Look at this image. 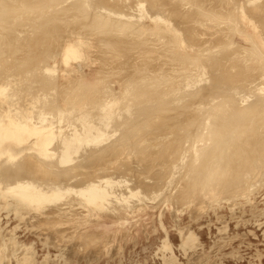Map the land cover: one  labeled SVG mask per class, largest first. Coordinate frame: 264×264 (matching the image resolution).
<instances>
[{"label": "rangeland", "instance_id": "obj_1", "mask_svg": "<svg viewBox=\"0 0 264 264\" xmlns=\"http://www.w3.org/2000/svg\"><path fill=\"white\" fill-rule=\"evenodd\" d=\"M19 1L16 2V0H0V5L2 6L0 7L2 8L3 13H1L0 8V22H2L0 23V87L3 85H8L7 93L10 95L6 97L0 94V115L2 113H5L6 111H9L11 108H16L17 116H24L25 114L28 116L30 115L33 118V122H36L38 121V116H40L38 114H41L40 112L44 107L46 108V106L48 105L52 106V103L57 102L55 106V103L53 104L55 111H57L58 104V110H60V112L63 113L64 111V113H66V111H68V113H71L73 115L72 117L70 116V114V118L67 117L68 114L64 115L63 113L62 119L57 120V122L59 121V125L63 126L66 132L69 131L71 133L74 131L76 132L78 130L77 127L79 129H83V127L85 126L89 130L92 129L91 127H94V130H96L94 122L98 120V118L103 117L102 115L104 111L106 112L111 109L110 106L114 105L113 102L116 101L115 98L120 97L122 99L121 102L126 101L127 104L125 102L124 104H122V106L119 105L117 109L113 110V115L115 114L116 116H112V118L114 119V123L111 126V128L113 129L109 127V129H111L109 130V135L107 134L109 137L105 135L104 137H102L103 139H96L89 143L84 142L85 144H79L76 141L75 144L77 145H75V147H78L80 150L78 149L76 152H72L73 159L70 162L66 163L64 166L61 167L57 159L43 158L41 155L39 156V154H33L32 152H35L34 150H27V153L25 152L26 155H35L34 161L30 163L35 162L36 164L34 163L27 165V162H29V156L26 157L24 153L22 157L18 158L19 160L17 159L15 164L10 165L12 167V170H14L15 172L12 173H14V176L18 178L21 177L22 179L26 180H33V182L34 179L36 182L43 181L45 180L44 178H46V181L50 179H53L55 181L63 177L65 179L64 182L67 181L66 183L68 187H74L77 185V187L74 188L75 190H79L80 187L91 184L90 180L92 179H99V177L101 179L108 178V175L110 174L112 178L124 180L125 186L123 185V183L120 184V187L122 189L125 188L123 191H126L128 187L132 186L131 188H133V192L139 190L141 191V195L144 196L129 198L130 200H127L125 202L122 200L113 199V203H111L112 205L110 204V202L106 203L105 205H103V203H100V205H96L86 201L82 196H80L79 193L73 194L76 191H72L67 193L66 198L64 197L65 200H63V198L62 201H58L61 203H47L42 205L40 209H24L23 214H20L22 218L19 217V215L17 216L14 210L2 208L0 211V234L6 236L8 233L14 232L17 240L20 243L27 242V244L29 245L33 244L36 251L35 257L37 261L35 263L34 260V262H29L28 264H264V146L260 145L261 142L264 143V128H262V130L260 129V122L254 124L258 125V128H255V133H258L256 134L258 137L254 139L256 140V142H258V147L255 146L252 148V146H250L246 154L247 158L246 156L245 158L243 157V159L246 160L243 161L244 163L249 161L248 167H238L239 169H248L246 172L244 170L235 171V168H232L233 170L229 169L228 173L226 174H229L232 177L227 175L226 178L228 179L225 178L223 180L221 179L222 177H218L219 179H221V182L217 180V173H214L212 176L213 181L217 180V185L215 184L214 187L215 189L207 188L203 185L205 187L204 188L200 185V183H198L199 181H197V184H195H199V189H196V187L198 186L194 187L196 190L193 188L189 189L190 187L187 184L188 182L196 179V177L198 178V176H201L200 174L197 175L198 173L194 172V167L191 166L193 163H195V159L198 158L199 154H195V152L191 150H194L196 146L199 147L201 143L206 144V142L208 145H210L208 148L209 150H212L210 147H218L217 145H214L216 143V140L210 141L208 139V136L206 135L208 131L205 130L206 126H208V123L211 125V121L213 123L218 119V117H220L215 116L214 118V116L212 117L209 115L211 112H215L216 110H214V104L217 107L220 103L219 101H222L221 99L232 101L230 104H228L229 107L225 108L227 110L229 108L234 109L235 106H233L232 104L236 105V110H233L235 112L232 111L235 114L229 112L230 110H232L230 109L227 113L228 116L227 114L226 116L228 118L233 114L231 117L235 118V120L237 118L238 121L243 122L241 124L243 127H246L247 125L249 127L250 122L253 121L251 120V117H248L247 114L251 116V112H255L252 113V118H255L257 116L258 120L260 119L259 115H261V117H263L264 115V113L261 114L262 112H264V108L260 107V109H258H262V111H259V115L256 113L258 112L257 108L255 109V111L251 112H247L246 109L245 111L247 113L243 114V116L236 115L237 112H239V109L246 108L245 106L248 107L249 104L252 107L257 104V101L258 103L263 101L264 58L258 54L264 51V48H262V51L260 49L262 44L259 42L260 44L257 45L259 47V52H256L258 50L254 51L255 53L253 54L252 58L246 62H243V64H241L240 62V64H238V62L236 61V63L238 64L237 65L236 63H234L235 61H232L235 59H233L232 56L236 55V51L238 52L241 47L243 48L248 45L250 47L252 46L250 44V40L260 41L262 38H264V28L262 31V26L264 27V23L261 26V23L264 20V15H261L264 12L262 11L264 10V0H257L253 2L254 5L249 0H122L124 2H122L121 0H104V2L106 1L105 4H103L102 0H76L77 3L75 0H32L33 3H36L38 6L41 5L38 4L39 1L40 3H43L42 6L37 7V9L35 8L37 6L36 4L35 7L33 6L34 4L31 5L33 6V11L36 10L38 12H29L30 15L28 13L27 15H24L26 14L24 10L31 11L30 9H27L28 7H30L29 0H26L28 4L22 0L23 2H21L23 4L26 3L24 5L28 7L23 5L20 6L22 8L21 9L18 8L19 6H17L19 10L21 9L20 11H17L14 7V10L17 11V14H14L16 13V11L12 14H14L13 16L15 17L10 15L7 8L3 9L5 6L7 7L10 4L12 5L13 3H16V5H18L17 3H19ZM32 1L30 2V4H32ZM68 1L71 3H69ZM80 1L82 2V4L80 3ZM246 1L249 2L248 4L250 5H247ZM73 2L75 4H72ZM139 2H143L146 8H139ZM237 2L240 3L238 4ZM22 3L19 4L21 5ZM78 3H80L81 5H77ZM236 3L238 5L235 6ZM65 5L66 8H64ZM68 5L72 7H69ZM85 5L89 6H87L88 9ZM98 5H104L105 7H107V9H110L113 12L116 11V13L118 14H115L113 16L115 17V20L109 21L110 25L117 24V21L118 24H120L119 21L122 22L123 20L125 22L127 21L126 19L130 17L131 19L128 18L130 20L129 22L131 23V20L133 19L134 21L132 20L133 22L131 24L134 25V27H136L137 25L139 27L137 26L136 28H133L131 27L132 25L130 26L129 24L132 33L129 32L130 28L128 27V29H124L128 31L124 32L123 30L124 33L122 32L120 35L116 34L117 31L115 30V26H104L103 24L99 23V18L100 21L103 20L102 17H110L111 19L113 18L112 16H109L105 11V13L98 11ZM239 5H241V7ZM252 5L260 6L261 8L259 7L260 10L258 9L254 11L253 9L251 10V7L253 8ZM23 7H26V9ZM130 7H132V9H129ZM235 7L236 9H234ZM55 8L56 13L58 14L55 13ZM77 8H83V10L85 11L82 13L83 10L77 11ZM95 8L97 9V11L95 10ZM229 8H231L232 10H230ZM66 9L68 12L66 11ZM244 9H246L249 13L255 12L252 15L249 14L251 15V18L255 17L254 20L260 19V22L255 20V22L257 23L255 26L256 28H254V26L252 25H249L248 21L243 18L242 15ZM3 10H6V14H9L11 18H9L8 15H4L5 11ZM250 10L253 12H250ZM21 11L24 14H22ZM57 11H59L60 13ZM69 11L71 14L69 13ZM74 11L77 12V16L75 15L76 12ZM141 11H144L145 15L146 12H148L149 14L160 12V14L163 16V20H155L147 15L145 17L143 16L144 13L142 14ZM256 11L262 13H259V15L258 13H256ZM19 12H21V15H18ZM51 12L55 15H53ZM66 12L67 14H65ZM62 13H64L65 16H63ZM230 13H232V16ZM98 14L102 16H99ZM215 14L218 16L220 14L222 18L220 16L217 17ZM208 15L211 17V19H208L210 18L207 17ZM227 15H229L230 18H233L229 20L230 23L228 21H224L227 20ZM2 16H4V18ZM205 16L207 17V21L205 20ZM120 17L121 19L119 20L118 18ZM95 18L98 20L99 25L96 23L97 21ZM110 18L108 20H110ZM2 19L6 21L4 22ZM219 19L223 20L225 23L223 21L218 22ZM53 20L55 23L53 22ZM135 20H138L137 24H134L136 23ZM93 21L95 22V25ZM112 22H114L115 24ZM170 22L175 24L178 30L173 31L171 29H165ZM96 29L98 31H95ZM135 29H137V34L133 32ZM138 29L140 30V32L138 31ZM99 31L103 32L101 34L104 35H101ZM195 33L197 34L196 36ZM117 36H119V38L123 40V44H118V47L120 48L118 49L120 51H115V53H113V51L111 52L110 50L111 48H113L112 44L114 43L115 45V42L118 41L116 40V38H118ZM154 37L156 39H154ZM180 38L183 39L184 45L178 43L180 42ZM218 38L220 39L218 40ZM73 40H79L80 47L79 50L76 51L75 56L67 58L66 56L68 53L66 47ZM139 40L141 41L139 42ZM174 45H176V47H173ZM226 47H228L230 50H226ZM200 48L204 49V51ZM231 50H234L235 52ZM225 51H228L226 53L229 54H224ZM56 53L58 54V56ZM186 56H189L191 58L198 56V66L191 65V67L188 66L187 68H185V62H182V64L181 61L182 59L184 60ZM200 57L204 58L203 62L202 58ZM207 57L209 58L207 59L209 61L205 60ZM210 57H215L216 60H210ZM217 59H220L221 63ZM240 59L241 58H239L238 61H240ZM226 60L232 61L235 65H237V67L239 65H241L242 67L243 65H247L244 68H246L248 76H242L240 73L244 74L245 71L242 70V67L238 68V70L241 69V72L239 71L240 75H237V83L235 82L236 84H234V86L237 87L238 90H240V88L243 90L237 92L234 89L230 90V85H228L229 83L223 81L222 76H224L227 72ZM210 61L218 63L215 64L213 62L214 64L212 65ZM44 63L47 64L45 65ZM220 64L222 65V67ZM200 65H208L206 69L207 73L204 76L200 75ZM51 67L52 69L48 70V68ZM213 68L216 69L214 70ZM224 68H226V71ZM222 69L224 70L223 72H221ZM190 73H192L191 76H189ZM197 75H200L201 77H199L200 84H196L198 85L197 88L195 87L196 85L193 86L194 88L191 86L193 92H190V87H183L188 78L190 79V77L193 76L194 79L197 77ZM48 76L50 77V79ZM241 77L246 78L242 79ZM202 78L204 80H202ZM104 79L105 81H103ZM55 81L56 83H54ZM148 81L149 83L151 82V84L148 83L149 86L146 85L145 89H143L144 85ZM259 81H261L260 84ZM48 83L51 84L52 87L57 86L55 87L57 88V90H54V87L50 88V85ZM156 84L159 86L157 87ZM47 85L49 89L46 87ZM68 85L71 87H69L70 89L68 88ZM248 86L255 88H250ZM125 87L129 88V90L131 89L129 91V93L131 92L130 94H126L128 90L126 89V92ZM147 87H149V92L148 90L146 91ZM154 87L155 89H153ZM178 87L184 89V92L182 89H178ZM61 88L63 89L61 90ZM105 88L106 91H104ZM109 88L112 89L111 92H109L110 94H112L111 96L108 93V90L110 91ZM141 88L143 89V91H141ZM248 88H250V90ZM26 89L30 90V93ZM173 89L174 93H172ZM138 90L143 94H140ZM42 91L45 93H43ZM195 91L201 92H199L200 94L198 96H192L194 95ZM104 92L106 94L108 93L109 96H106ZM146 92L147 95L145 94ZM47 93H49L51 97ZM103 93L106 97H104ZM148 93L149 95L150 93H153L154 97L153 94H151L149 97ZM176 93L180 94L181 96L177 95ZM208 93L211 94L210 99H218L217 102L213 101L212 99L210 100ZM240 93H243L245 95H239ZM187 94H191V97H188ZM12 95L14 99L11 98ZM234 95H237V97H234ZM128 96L131 97L132 104L130 103V97ZM204 96L210 101L207 100ZM218 96L222 98L220 99ZM259 96L260 98H258ZM122 97H125L124 100ZM126 97L128 99H126ZM233 97L235 98V100L236 98L238 99L237 102H235ZM102 98H107L106 106L103 103V101L105 102V100ZM182 98L185 100H183ZM249 98L253 100L255 99V101L251 100L250 102ZM181 99L183 100V103L181 102ZM36 100L38 103L36 102ZM243 100H246L245 102L250 103H244ZM153 101L155 103H153ZM171 102H173L174 104L172 103V105H170ZM197 102H199L200 105H197ZM202 104L204 105V107ZM243 104L244 106H242ZM100 105H104L106 107V110L100 107ZM158 105L162 107L160 108ZM190 105H193V108H190ZM198 106L199 108L201 106V111H193V109H199ZM178 107L179 109L180 107H183V109L181 108L179 110ZM121 108L124 109L123 112H126L121 114ZM210 108H212L213 111L210 110ZM129 109L130 111L132 110L133 114H130V111L129 113L127 112ZM184 109H187V115L180 114L181 112L186 111ZM37 110L39 111L38 113ZM190 110L196 113V115L198 113V116L200 115L194 121V123L190 125L194 128L197 127V129L190 128L188 130H182L180 128L187 126L189 123L188 121L190 120L189 118L192 116L193 112H191ZM83 111H85L84 114ZM88 111L91 112L92 115ZM158 111L163 113H159ZM240 112L239 114H242ZM95 113L99 114V116L97 117V114ZM79 114L80 116L84 117H78ZM89 115H91L90 117L92 118L88 120L91 121L92 119V122H88V120L85 119V117L89 118ZM117 115H120V119ZM245 115L247 116L244 117ZM104 116H106V114ZM51 117L52 115L49 117L50 120H54V118ZM178 117H180L181 119ZM200 117L204 120H202ZM205 117H208V119L206 120ZM77 118H79V122L77 121ZM116 119L117 121H115ZM220 119H222V117H220ZM69 120L72 121L71 125ZM83 120L85 121L86 125H83ZM255 120L256 118L254 119V121ZM64 121L67 122L64 123ZM199 121L201 123H199ZM203 121H206L208 123L206 124ZM244 121H248L245 122L246 126L244 124ZM77 122L81 124L79 125ZM56 123L54 124V127L58 126V124L56 125ZM74 123H77V126H75ZM72 124L75 127L72 126ZM69 125L73 128H71ZM198 125L200 126L198 127ZM204 125L206 126L204 127ZM202 129H204L203 133L204 131H206L203 134V139L205 142L202 141L197 143L194 148L189 147L188 144H190V142L188 141L184 142V144H181L180 142V146L178 145V138L180 136L185 137L187 134L188 137L190 135L189 138L192 140L195 136L198 137L202 133ZM114 130H117V133L115 135ZM236 133L238 134V132ZM237 134H234V136H236ZM259 135L263 138L259 137ZM69 136H71V134ZM234 136H231V138L233 139ZM35 137L36 136H32L31 140L34 141ZM225 137L221 139L224 140L226 139ZM206 138L208 140H205ZM252 138L253 137L250 136L248 140H251ZM257 138H260L259 141H257ZM103 140L105 141L103 142ZM220 141L221 140L219 139V143L217 142L216 144L222 145ZM56 142L54 144H56ZM224 143H226V141H224ZM54 144H52L50 148H54ZM81 147H84V149H82ZM187 149L190 151H188ZM222 149L221 151L223 152V155L225 153L226 156L231 151L230 147L228 148L230 150H227L225 148ZM259 149H261L262 151ZM185 152H187V155ZM205 152H207V154L211 153L208 151ZM220 152V155L217 154V157H215L214 160H216L218 156H220V158L223 156ZM180 154L183 155L181 156ZM180 156L182 157V159H180ZM44 161H46L47 163H44ZM209 161L207 160L206 162H204L206 164V167H203L207 168L213 165L209 164L208 166L207 164ZM179 162H181V164ZM24 164L27 166L26 171L30 168L28 172H24ZM39 164H42L41 166L44 167V171L46 170L47 172H49L48 175L50 176V179L48 178V176L46 177L47 173L46 175H44V171L38 172L37 169ZM235 164H237L238 166L241 164V162H236ZM235 164H233L231 167L236 166ZM242 164L240 166H242ZM195 165L197 166V164ZM32 167L34 168V170L32 169ZM63 167L66 173L59 171ZM257 167L258 169H256ZM190 168L191 170H189ZM174 169H176L177 173ZM33 171H37V173H34ZM237 171H242L244 173L240 175V173H238ZM236 172L237 174H234ZM31 174L34 175L31 176ZM94 176L96 177L94 178ZM235 178H237L236 180H238L239 182H237L236 180L233 181V179ZM199 179L201 180L202 178ZM240 179L243 180L244 183H240ZM231 181L237 182V184L240 183L239 185H237V187H242L243 184V188H246L248 186L249 189H247L246 192V189L243 191L246 194H242V188H238L236 189V191L235 189H233V187L229 190L228 186L232 184L234 185V183H232ZM227 182H231V184ZM226 183L228 184V186L226 185ZM120 187L119 190L121 189ZM237 187L235 186V188ZM210 189L215 190L216 193H211L212 190ZM216 189L219 190L216 191ZM227 191H230L231 194L226 193ZM189 192H194V194L192 195L190 193L191 195L189 196L187 195ZM209 192L211 194H208ZM232 193L235 194L232 195ZM236 193H238L239 195L236 196ZM128 195L130 196V194H126V196ZM206 195H211L214 197V199L210 198L209 200L208 196L206 197ZM192 196H195V198H193ZM3 201L4 199L0 198L1 204L4 203ZM130 202L132 203L130 204ZM57 204H59V207L57 206ZM108 204H110V206H108ZM58 208H61L60 212L59 214L57 212H54L58 214V216L54 217L53 210H56ZM50 209L53 210L51 211ZM48 216L51 217L49 218L50 220L48 219ZM17 217H19V219ZM54 218H58L59 220L57 219L56 221V219ZM60 218H62V220H60ZM48 220L51 222H49ZM166 238L169 239V243H171V245H169V247L167 246V248H163V244L168 243L166 241ZM183 239L185 240L187 248L182 247ZM21 248L18 249L17 252V255L20 256H17L18 260L24 256H33V248H30L31 250H25V253ZM27 252L29 253L27 254ZM18 260L14 256L11 258V260L9 257H6V259L4 258L1 264H18L20 261Z\"/></svg>", "mask_w": 264, "mask_h": 264}, {"label": "bare ground", "instance_id": "obj_2", "mask_svg": "<svg viewBox=\"0 0 264 264\" xmlns=\"http://www.w3.org/2000/svg\"><path fill=\"white\" fill-rule=\"evenodd\" d=\"M19 0H16V2H18ZM22 0H20L19 1V3H22L23 1H25L26 3H27V1L26 0H23L22 2H21ZM32 0H29V5H30V7H28V6H26V5H24V4H26V3H22L21 5L19 4V3H17L18 5H16V3H13L12 5L10 4L9 6H11V7H9V6H5L3 9H6L7 8V10H8V12L10 13V15H14V14H17V11H20L22 8L20 7V6H26V7H28L27 9H30L31 11H28V10H24L25 12H26V14H24L22 11V14H24V15H27V13L30 15V13L31 12H35V11H33L34 9L32 8L33 6L35 7L36 5L33 3V1H32V4H30V2H31ZM70 1V0H69ZM68 1V2H69ZM73 1V0H72ZM76 1V0H75ZM82 1V0H81ZM80 1V3L82 4V2ZM84 1V0H83ZM88 1V0H87ZM87 1H86V4H87ZM92 1V0H91ZM114 1V0H113ZM112 1V2H113ZM122 1V0H121ZM128 1V0H127ZM126 1V2H127ZM142 1V0H141ZM143 1H146V0H143ZM252 4H253V2H255V1H257V0H249ZM260 1V0H259ZM262 1V0H261ZM51 2V1H50ZM63 2V1H62ZM65 2H67V1H65ZM100 2V1H99ZM102 2H103V4H105V2H104V0H102ZM101 2V3H102ZM118 2V1H117ZM122 2H124V1H122ZM125 2V3H126ZM234 2V1H233ZM236 2V1H235ZM247 2V1H246ZM7 3V4H8ZM43 3V2H42ZM42 3H40V1H39V3L38 4H41V5H39V6H42ZM59 3V2H58ZM69 3H71V2H69ZM76 3H77V1H76ZM80 3H78L77 5H81ZM109 3V2H108ZM124 3V4H125ZM238 3V2H237ZM235 4V6L236 5H238V4ZM249 2H247V5H250V4H248ZM28 4V3H27ZM34 4V5H33ZM72 4H75L74 2L72 3ZM71 4V5H72ZM97 4V3H96ZM107 4V3H106ZM112 4V3H111ZM127 4V3H126ZM159 4V3H158ZM14 5V6H13ZM31 5H33V6H31ZM56 5V4H55ZM91 5V4H90ZM108 5V4H107ZM129 5V4H128ZM147 5V4H146ZM243 5H246V4H243ZM254 5V4H253ZM252 5V6H253ZM1 6V5H0ZM17 6H19L18 8H21L20 10L17 8ZM38 5L35 7L36 9H37V7H39ZM44 6V5H43ZM48 6V5H47ZM69 7H72V6H70V5H68ZM76 6V5H75ZM78 6V7H79ZM86 6V5H85ZM88 6V5H87ZM86 6V8L88 9V7ZM120 6V5H119ZM124 6V5H123ZM133 6V5H132ZM240 7H241V5H239ZM2 7V6H1ZM0 7V8H1ZM14 7L16 8V10H14ZM26 7H23V8H25L26 9ZM45 7V6H44ZM59 7H61V6H59ZM58 7V8H59ZM64 7V6H63ZM62 7V8H63ZM138 7L140 8H146V6H145V4L143 3V2H139L138 3ZM238 7V6H237ZM247 7V6H246ZM245 7V8H246ZM260 6H253V8L251 7V10L253 9L254 11L255 10H260V8H259ZM64 8H66V5H65V7ZM137 8V7H136ZM156 8V7H155ZM225 8H226V6H225ZM263 8H264V6H263ZM40 9H41V7H40ZM70 9V8H69ZM72 9H75V8H72ZM93 9V8H92ZM97 9H98V11H101V12H103V13H105V12H107V14L109 15V16H112V18L113 19H111L110 17V20H108L109 18L107 17V18H104V17H102L103 18V20H101L100 21V18L98 19L99 20V23L100 24H103L104 26L105 25H109V26H115V30L117 31V33L116 32H114V33H116V34H121L122 32H123V30L124 29H128V27L130 28V30H129V32H131L132 33V31H131V27H133V28H136V27H134V25H132L131 23L134 21L133 19V21L131 20V23L129 22L130 20L128 19V18H130V17H128L126 20L128 21H123L122 20V22H120L119 21V23L120 24H118V21L116 22L117 24H115L114 22H112V23H114L115 25H110L109 24V21H111V20H115L114 18L115 17H113L115 14H117L116 13V11L115 12H113V11H111L110 9H107V7H105L104 5H98L97 6ZM97 9L95 8V10L97 11ZM119 9V8H118ZM129 9H132V7H130ZM230 10H232L231 8H229ZM234 9H236V7L234 8ZM233 9V10H234ZM247 9V8H246ZM246 9H244L243 10V18L244 19H246V21H248V24L249 25H252V26H254V28H256L255 26H256V22H255V20L256 21H259V20H257V19H255L254 20V18H251V15L253 14V13H255V12H253V11H251L250 10V12H253V13H249V12H247V10ZM50 10V9H49ZM55 10V13H56V8L54 9ZM58 10V9H57ZM63 10V9H62ZM78 10H83V8L82 9H78L77 8V11ZM223 10V9H222ZM225 10V9H224ZM3 11H5V14L4 15H8L9 16V14H6V10H3ZM16 11V13H14V14H12L13 12H15ZM28 11V12H27ZM52 11H53V9H52ZM65 11V10H64ZM66 11H67V9H66ZM85 10H83L82 11V13L84 12ZM105 11V12H104ZM120 11V10H119ZM122 11V10H121ZM137 11H138V9H137ZM262 11H264V10H262ZM7 12V13H8ZM21 12H19V14L18 15H21ZM30 12V13H29ZM36 12H38V11H36ZM57 12H59V11H57ZM68 12V11H67ZM67 12L65 13V14H67ZM74 12H76V11H74ZM142 12V11H141ZM1 13H2V8H1ZM52 13V12H51ZM53 13H54V11H53ZM52 13V14H53ZM60 13V12H59ZM69 13H70V11H69ZM82 13H80V14H82ZM144 13V11L142 12V14ZM256 13H260V12H257L256 11ZM262 13V12H261ZM260 13V14H261ZM3 14V13H2ZM56 14H58V13H56ZM63 14V16H65L64 15V13H62ZM71 14V13H70ZM75 14V13H74ZM85 14V13H84ZM83 14V15H84ZM96 14V13H95ZM203 14V13H202ZM205 14V13H204ZM209 14V13H208ZM218 14V13H217ZM231 14V16H232V13H230ZM249 14H251V15H249ZM259 14V15H260ZM53 15H55V14H53ZM76 16H77V12H76V14H75ZM99 15V14H98ZM118 15V14H117ZM130 15V14H129ZM140 15V14H139ZM146 15L147 16H149L150 18H152V19H155V20H163V16L160 14V12H156V13H152V14H149L148 12H146ZM146 15H145V13H144V15L143 16H145L146 17ZM182 15H184V14H182ZM216 15V14H215ZM258 15V16H259ZM261 15H264V12L261 14ZM49 16V15H48ZM51 16V15H50ZM70 16V15H69ZM74 16V15H73ZM99 16H102V15H99ZM120 16V15H119ZM123 16V15H122ZM134 16V15H133ZM142 16V15H141ZM191 16V15H190ZM204 16V15H203ZM217 17H221L222 18V16L219 14V16L218 15H216ZM3 18H4V16H2ZM13 17H15V16H13ZM12 17V18H13ZM24 17V16H23ZM95 17V16H94ZM97 17V16H96ZM106 17V16H105ZM207 17H210L209 15L207 16ZM206 16H205V20H206V18H207ZM8 18V17H7ZM9 18H11L10 16H9ZM126 18V17H125ZM232 18V17H231ZM231 18L229 17V15H227V17H226V19L227 20H224V21H228L229 22V20H231ZM257 18V17H256ZM262 18V17H261ZM264 18V17H263ZM49 19H51V18H49ZM96 19V18H95ZM105 19V20H104ZM119 20L121 19V17L120 18H118ZM123 19V18H122ZM131 19V18H130ZM137 19V18H136ZM165 19V18H164ZM208 19H211V17L210 18H208ZM214 19V18H213ZM212 19V20H213ZM233 19V18H232ZM3 21H4V19H2ZM94 20V19H93ZM98 20L96 19V23L98 24ZM116 20H117V16H116ZM173 20H175V19H173ZM179 20V19H178ZM262 20V19H261ZM6 21V20H5ZM4 21V22H5ZM50 21V20H49ZM65 21V20H64ZM93 21V22H94ZM138 21V20H137ZM137 21L135 20V22L136 23H134V24H137ZM140 21H142V20H140ZM168 21V20H167ZM207 21V20H206ZM219 21H223V20H218V22ZM223 21V22H224ZM264 21V20H263ZM262 21V23H261V26H262V24L264 23ZM53 22H54V20H53ZM95 22H94V25H95ZM209 22V21H208ZM207 22V23H208ZM211 22V21H210ZM260 22V21H259ZM0 23H2V22H0ZM55 23V22H54ZM111 23V24H112ZM139 23H141V22H139ZM143 23V22H142ZM225 23V22H224ZM230 23V22H229ZM234 23H236V22H234ZM247 23V22H246ZM49 24H51V23H49ZM129 24H130V26H129ZM209 24V23H208ZM54 25V24H53ZM52 25V26H53ZM99 25V24H98ZM141 25V24H140ZM233 25V24H232ZM232 25H231V27H232ZM264 25V24H263ZM55 26V25H54ZM117 26V27H116ZM235 26V25H234ZM233 26V27H234ZM2 27H4V26H2ZM98 27V26H97ZM139 27V26H138ZM163 27V26H162ZM229 27H230V25H229ZM54 28V27H53ZM104 28V27H103ZM112 28V27H111ZM263 26H262V31H263ZM0 29H1V27H0ZM99 29V28H98ZM113 29V30H114ZM165 29H167V30H169V29H171V30H173V31H176V30H178V28L175 26V24H173V23H168V26L165 28ZM233 29V28H232ZM235 29V28H234ZM136 30L137 29H135L133 32H135L136 33ZM180 30V29H179ZM80 31V30H79ZM95 31H98L97 29L95 30ZM102 31V30H101ZM107 31V30H106ZM125 31H128V30H124V32ZM138 31L140 32V30L138 29ZM100 32V31H99ZM123 32V33H124ZM181 32V31H180ZM185 32V31H184ZM264 32V31H263ZM101 33H103V32H100V34ZM105 33V32H104ZM109 33H112V32H109ZM113 33V34H114ZM134 33V34H135ZM138 33V32H137ZM136 33V34H137ZM167 34V33H166ZM101 35H104V34H101ZM115 35V34H114ZM126 35V34H125ZM197 34L195 33V36H196ZM234 35V34H233ZM248 35H250V34H248ZM166 36V35H165ZM169 36V35H168ZM220 36V35H219ZM118 38H116V40H118V41H116L115 42V45H114V43L112 44V47L113 48H111V52L113 51V53H115V51H117V52H119L120 50V48L118 47V44H121L122 43V41L123 40H121L120 38H119V36H117ZM151 37V36H150ZM156 37V36H155ZM154 37V39H156ZM152 38V37H151ZM206 38H208V37H206ZM146 39V38H145ZM220 38H218V40H219ZM228 39V38H227ZM138 40V39H137ZM226 40V39H225ZM132 41V40H131ZM135 41V40H134ZM133 41V42H134ZM141 40H139V42H140ZM180 42H178L179 44H181V45H184L183 44V39H181L180 38V40H179ZM127 42V41H126ZM142 42H143V40H142ZM186 42V41H185ZM262 44V46H261V51H262V48H264V38H262L260 41H256V40H250V44L252 45L251 47L248 45V46H245V47H241L239 50H238V52L236 51V55H234V56H232L233 57V59L234 60H232L234 63H236V61L238 62V64H243V62H246V61H248L249 59H251L252 58V56H253V54L255 53L254 51H256V50H258V51H256V52H259V47L257 46V45H259L260 43ZM137 43V42H136ZM176 43V42H175ZM202 43V42H201ZM216 43V42H215ZM214 43V44H215ZM221 43H222V41H221ZM228 43H230V42H228ZM62 44V43H61ZM79 44H80V41L79 40H73V41H71L68 45H67V47H66V49H67V58H70L71 56H75V54H76V51H78L79 50ZM123 44V43H122ZM128 44V43H127ZM133 44V43H132ZM196 44H198V43H196ZM141 45V44H140ZM180 45V46H181ZM230 45V44H229ZM235 45V44H234ZM239 45H241V44H239ZM117 46V47H116ZM120 46V45H119ZM123 46V45H122ZM172 46V45H171ZM198 46V45H197ZM237 46V45H236ZM241 46H243V45H241ZM173 47H176V45H174ZM229 47V46H228ZM228 47H226L225 49L227 50V49H229ZM232 47V46H231ZM119 48V49H118ZM182 48V47H181ZM234 48H235V46H234ZM201 49V48H200ZM233 49V48H232ZM201 50H203L204 51V49H201ZM230 50V49H229ZM61 51V50H60ZM200 51V50H199ZM231 51H233V52H235L234 50H231ZM231 51H230V53H231ZM260 51V52H261ZM109 52V51H108ZM122 52V51H121ZM219 52H220V50H219ZM226 52H228V51H225V53L224 54H227ZM58 53H59V51H58ZM123 53V52H122ZM222 53H223V51H222ZM221 53V54H222ZM57 54V53H56ZM186 54V53H185ZM229 54V53H228ZM227 54V55H228ZM259 55H261L263 58H264V51L262 52V53H258ZM118 55H120V54H118ZM124 55V54H123ZM196 55H197V53H196ZM196 55H194V56H196ZM214 55V54H213ZM57 56H58V54H57ZM193 56V55H192ZM203 56V55H202ZM212 56V55H211ZM218 56V55H217ZM236 56V57H235ZM51 57V56H50ZM53 57V56H52ZM142 57V56H141ZM148 57V56H147ZM181 57V56H180ZM198 57V56H197ZM197 57H193V58H191V57H189V56H186L185 58H184V60L182 59V61H181V63L182 62H185L184 64V66H186L185 68H187L188 66H190L191 67V65H196V66H198V58ZM238 57V58H237ZM200 58H202V57H200ZM230 58H231V56H230ZM239 58H243L242 59V61H241V59H240V61H238V59ZM186 59V60H185ZM188 59V60H187ZM203 59L204 58H202V62H203ZM207 59H209L208 57L205 59L206 61H209V60H207ZM216 60V58L214 57H210V60ZM228 59V58H227ZM46 60H47V58H46ZM204 60V61H205ZM218 60V59H217ZM205 61V62H206ZM219 62L221 61L220 59L218 60ZM223 61V60H222ZM227 61V60H226ZM232 61H227L226 62V68H227V72L225 73V75L224 76H222L223 77V81H225L226 83H229L228 85H230L229 86V88H230V90L231 89H234L236 92L237 91H240V90H243V89H241L240 87H238V88H240V90H238L237 89V87H235L234 86V84H236L237 82H236V80H238L237 79V75H242V76H246L247 75V72H246V68H244L245 66H247V65H243V67L241 66V65H239L238 67H237V65H235ZM164 62V61H163ZM188 62H189V64H188ZM211 62V61H210ZM214 61H212L211 63H212V65L215 63H213ZM230 62V63H229ZM240 62V63H239ZM207 63V62H206ZM218 63V62H217ZM217 63H215V64H217ZM221 63V62H220ZM224 63H225V61H224ZM45 64V63H44ZM47 64V63H46ZM45 64V65H46ZM183 64V63H182ZM181 64V65H182ZM223 64V63H222ZM221 65V64H220ZM30 66V65H29ZM183 66V67H184ZM215 66H217V65H215ZM214 66V67H215ZM181 67V66H180ZM200 67V71H201V73H200V75H202V76H204L206 73H207V71H206V69H207V67H208V65H200L199 66ZM198 67V68H199ZM211 67V66H210ZM219 67V66H218ZM218 67H216V68H218ZM221 67H222V65H221ZM242 67V70H244L245 71V75L244 74H242V73H240L239 74V71L241 70H238V68H241ZM78 68V67H77ZM171 68V67H170ZM182 68V67H181ZM215 68V69H216ZM226 68H224L225 69V71H226ZM32 69V68H31ZM49 69H52V67L51 68H48V70ZM178 69H179V67H178ZM214 69V68H213ZM214 69V70H215ZM27 70V69H26ZM183 70V69H182ZM185 70V69H184ZM199 70V69H198ZM29 71H31V70H29ZM101 71V70H100ZM164 71V70H163ZM224 70L222 69V71L221 72H223ZM244 71H242V72H244ZM263 71V70H262ZM48 72V71H47ZM166 72H167V70H166ZM241 72V71H240ZM249 72V71H248ZM218 73V72H217ZM46 74V73H45ZM253 74V73H252ZM192 75V73H190L189 74V76H191ZM200 75H197V77L196 78H194L193 79V76L192 77H190V79L188 78V80H187V82L185 83V85L183 86L184 88H189V89H191V91L190 92H193L192 91V88H191V86L193 87V86H195L196 84H198L199 82H200ZM221 75H222V73H221ZM260 75V74H259ZM53 76V75H52ZM158 76V75H157ZM248 76V75H247ZM49 77V76H48ZM105 77V76H104ZM178 77V76H177ZM200 77V78H199ZM209 77V76H208ZM211 77V76H210ZM218 77H219V75H218ZM240 77V76H239ZM103 78V77H102ZM216 78V77H215ZM242 79L244 78H246V77H241ZM49 79H50V77H49ZM146 79V78H145ZM148 79V78H147ZM180 79V78H179ZM199 79V80H198ZM48 80V79H47ZM184 80V79H183ZM182 80V81H183ZM198 80V81H197ZM202 80H204L203 78H202ZM51 81V80H50ZM103 81H105V79L103 80ZM164 81V80H163ZM179 81V80H178ZM209 81V80H208ZM207 81V82H208ZM253 81V80H252ZM255 81H257V80H255ZM146 82V81H145ZM155 82V81H154ZM153 82V83H154ZM236 82V83H235ZM251 82V81H250ZM260 82L261 81H259V84H260ZM2 83V82H1ZM54 83H56V81L54 82ZM72 83V82H71ZM142 83V82H141ZM149 81L145 84V83H143V84H145L144 85V88L143 89H145V87H146V85L147 86H149V84H151V82L149 83ZM152 83V84H153ZM157 83V82H156ZM183 83V82H182ZM204 83V82H203ZM210 83V82H209ZM256 83V82H255ZM264 83V82H263ZM5 84V83H4ZM49 84V83H48ZM108 84V83H107ZM200 84V83H199ZM243 84V83H242ZM247 84H249V83H247ZM50 86V88L52 87L51 86V84H49ZM109 85V84H108ZM111 85V84H110ZM157 85V84H156ZM167 85V84H166ZM206 85V84H205ZM221 85V84H220ZM224 85V84H223ZM45 86V85H44ZM140 86V85H139ZM154 86V85H153ZM159 85H157V87H158ZM165 86V85H164ZM181 86V85H180ZM179 86V87H180ZM197 86L198 85H196L195 87L197 88ZM239 86V85H238ZM243 86V85H242ZM42 87V86H41ZM47 88H48V85L46 86ZM54 87V86H53ZM52 87V88H53ZM55 87H57V86H55ZM53 88L54 90L56 89L57 90V88ZM70 86L68 85V88H69ZM106 87V86H105ZM110 87V86H109ZM127 87V86H126ZM125 87V91H126V89L128 90V92L126 93V94H128L129 93V91L131 90H129V88H126ZM152 87V86H151ZM150 87V88H151ZM178 87V89H182V88H179ZM203 87V86H202ZM217 87V86H216ZM224 87V86H223ZM228 87V86H227ZM248 87H250V86H248ZM43 88V87H42ZM71 88V87H70ZM69 88V89H70ZM107 88V87H106ZM106 88H105V90L104 91H106ZM113 88V87H112ZM131 88V87H130ZM148 88L149 87H147L146 88V91L148 90ZM174 88V87H173ZM175 88H177V87H175ZM194 88V87H193ZM211 88H213V87H211ZM247 88V87H246ZM245 88V89H246ZM250 88H255V87H250ZM250 88H248L249 90H250ZM30 89V88H29ZM41 89V88H40ZM49 89V88H48ZM63 88H61V90H62ZM108 89V88H107ZM110 89V91L108 90V93L109 92H111V88H109ZM140 89V88H139ZM143 89L141 88V91H143ZM153 89H155V87L153 88ZM172 89V88H171ZM207 89V88H206ZM257 89V88H256ZM28 92L31 90H28V89H26ZM183 90V92H184V89H182ZM182 90H180V91H182ZM216 90H218V89H216ZM247 90V89H246ZM254 90V89H253ZM7 91H8V85H3V86H1L0 87V94L1 95H3V96H6V97H8V96H10L8 93H7ZM44 91V90H43ZM42 91V92H43ZM46 91V90H45ZM139 91V90H138ZM137 91V92H138ZM141 91H139V93L141 94L142 92ZM145 91V90H144ZM150 90H148V92H149ZM159 91V90H158ZM179 91V90H178ZM186 91V90H185ZM197 91V90H196ZM195 91V92H196ZM202 91V90H201ZM201 91H198V92H194V95H192V96H198L200 93L199 92H201ZM207 91V90H206ZM212 91H214V90H212ZM221 91V90H220ZM257 91V90H256ZM10 92V91H9ZM54 92H56V91H54ZM53 92V93H54ZM67 92V91H66ZM69 92V91H68ZM115 92V91H114ZM151 92H152V90H151ZM187 92H188V90H187ZM209 92V91H208ZM216 92V91H215ZM218 92V91H217ZM235 92V93H236ZM243 92V91H242ZM251 92V91H250ZM255 92V91H254ZM11 93H12V91H11ZM30 93V92H29ZM28 93V94H29ZM32 93V92H31ZM43 93H45V92H43ZM105 93V92H104ZM104 93H103V95H104ZM106 94V96H109V94ZM131 93V92H130ZM129 93V94H130ZM156 93V92H155ZM169 93V92H168ZM172 93H174V89H173V92ZM179 93V92H178ZM212 93V92H211ZM220 93H222V92H220ZM246 93V92H245ZM249 93V92H248ZM263 93H264V91H263ZM14 94V93H13ZM27 94V93H26ZM33 94V93H32ZM48 95H49V93H47ZM46 94V95H47ZM114 94V93H113ZM132 94H133V92H132ZM143 94V93H142ZM146 95H147V92L145 93ZM151 94H153V93H150V95ZM177 94V93H176ZM184 94V93H183ZM182 94V95H183ZM186 94V93H185ZM193 94V93H192ZM45 95V94H44ZM53 95V94H52ZM112 94H110V96H111ZM150 95H149V93H148V96L150 97ZM177 95H180V94H177ZM188 95V97H191V94L189 95V94H187ZM211 94H209L208 93V96H209V99H210V96ZM214 95V94H213ZM239 95H245V94H243V93H240ZM34 96V95H33ZM50 96V95H49ZM57 96V95H56ZM67 96V95H66ZM105 95H104V97H106ZM132 96V95H131ZM136 96V95H135ZM143 96V95H142ZM145 96V95H144ZM172 96H173V94H172ZM181 96V95H180ZM201 96V95H200ZM199 96V97H200ZM247 96V95H246ZM246 96H242V97H246ZM252 96H253V94H252ZM40 97V96H39ZM42 97V96H41ZM51 97V96H50ZM117 97V96H116ZM128 97H130V96H128ZM153 97H154V94H153ZM160 97H161V95H160ZM163 97V96H162ZM176 97H178V96H176ZM183 97V96H182ZM187 97V96H186ZM205 97V96H204ZM206 97H207V95H206ZM205 97V98H206ZM219 97V96H218ZM225 97V96H224ZM234 97H237V95L235 96L234 95ZM233 97V98H234ZM12 99H14V97H13V95H12V97H11ZM55 98V97H54ZM99 98V97H98ZM107 98H110V97H107ZM107 98L105 99V98H102V99H104L105 100V102L103 101V103L105 104V106L107 105L106 104V100H107ZM123 98V100H124V98L125 97H122ZM165 98V97H164ZM213 98H214V96H213ZM220 99L222 98V97H219ZM241 98V97H240ZM258 98H260V96L258 97ZM262 98V97H261ZM10 99V98H9ZM42 99V98H41ZM111 99H114V98H111ZM119 99V100H118ZM126 99H128L127 97H126ZM125 99V100H126ZM133 99V98H132ZM153 99V98H152ZM157 99V98H156ZM174 99V98H173ZM178 99V98H177ZM183 99V98H182ZM181 99V102L183 101V100H185V99H183L182 100ZM192 99V98H191ZM198 99V98H197ZM207 100H209L208 98H206ZM212 99V98H211ZM210 99V100H211ZM219 99V100H220ZM228 99V98H227ZM230 99V98H229ZM250 100V102H251V100H253V99H251V98H249ZM52 100V99H51ZM100 100V99H99ZM115 102H113V104L114 105H112V106H110V108L111 109H109V111H104L103 109V115H102V113H101V115L103 116V117H100V118H98V120H94L95 122V128H96V130H94V127H91L92 129L91 130H89L86 126L85 127H83V129H79L78 127H77V131L75 132H66L65 131V129H64V127L63 126H60L59 125V121L57 122V120H61L62 119V117H63V113H64V111H63V113L62 112H60V110H58V104H57V111H55L54 110V106L56 105V103L57 102H54V103H52V106H53V104H54V106L52 107V106H50V105H48V106H46V108L44 107L43 108V110L40 112L41 114H38V115H40V116H38L37 118H38V121H36V122H33V118L29 115H24V116H17L16 115V108H11L9 111H6L5 113H2L1 115H0V198H2V199H4V203L3 204H1L0 203V211H1V209L2 208H8L9 210H14L15 212H16V214H17V216L19 215V217H21L20 216V214H23V210L24 209H28V208H31V209H40L41 207H42V205H44V204H47V203H57L58 201H62V199L65 197L66 198V195H67V193L68 192H74V191H76V192H74L73 194H75V193H79L80 194V196H82L86 201H88V202H90V203H93V204H96V205H100V203H103V205H105L106 203H108V202H110V204L111 203H113L112 201H113V199H118V200H122V201H127V200H130L129 198H134V197H142V196H144V195H141V191H139V190H137V191H134L133 192V188H131V187H128L127 188V190L126 191H123L124 189H122L121 187H120V184H122L123 183V185L125 184V182H124V180H122V179H115V178H112L111 176H110V174L108 175V178H103V179H101L100 177H99V179H92V180H90L91 181V184H87V185H85V186H82V187H80V189L79 190H75L74 188L75 187H77V185L76 186H72V187H68L67 186V181L66 182H64V178L63 177H61L60 179H58V180H53V179H50L49 177V172H47L46 170L44 171V167L43 166H41L42 164H39V166H38V172L39 171H44L43 173H45L44 175H46V173H47V175H46V177L48 176V178L51 180H47L46 181V178H44L45 180H43V181H38V182H36L35 181V179H34V182H33V180L32 181H30V180H26V179H22L21 177L20 178H18V177H16V176H14L15 174V172H14V170H12V167L10 166V165H13V164H15V162L17 161V159L18 158H20V157H22V155L27 151V150H34L35 152H32L33 154H39V156L41 155L43 158H51V159H57V161H58V163L61 165V167L62 166H64L66 163H68V162H70L72 159H73V157H72V152H76L79 148L78 147H75V145H77V144H75V142L77 141L79 144L80 143H84V142H87V143H89V142H91V141H94V140H96V139H101L102 137H104L105 135H109V133H110V131L109 130H111V129H113V128H111V126H112V124L114 123L113 122V118H112V116H116L115 114L113 115V113H114V111L113 110H115V109H117L118 108V106L119 105H121L122 106V104H124L126 101H124V102H121V98L120 97H118V98H115ZM162 100V99H161ZM175 100V99H174ZM209 100V101H210ZM213 100V99H212ZM218 100V99H217ZM217 100H213V101H215V102H217ZM222 101H219L220 103H219V105L216 107L215 106V104H214V110H215V112H211L209 115L210 116H214V118H215V116H220V117H222V119H220V117H218V119L217 120H215L213 123H212V121L210 122L211 123V125L208 123V122H206V121H203V122H205L208 126H206V125H204V127L206 126V128H205V130H207L208 132H207V136H208V139L210 140V141H212V140H216V143L218 142V140L220 139L221 141H220V143H222V145L221 144H214V145H217L218 147H216V146H214V145H212V146H214V148H212V147H210L212 150H209L208 148H209V146L210 145H208L207 144V142H206V144H203V143H201V145H203V146H199V147H197L196 146V144L197 143H199V142H202V141H204V137H203V134L206 132V131H204V133H203V130L204 129H202V133L199 135V134H197V135H199L198 137L197 136H195L194 137V139H190L189 137H190V135H189V137H188V135L186 134V136L183 138L182 136H180L179 138H178V145L180 144V142H181V144H184V142H190V144H188L189 145V147H193L194 148V146H196L195 147V149L194 150H191V151H194L195 152V154H199V156H198V158H196L195 159V163H193L191 166L192 167H194L193 168V171L194 172H197L198 174L197 175H201V176H198V178L196 177V179H198V180H196V179H194V180H192V181H190V182H188L187 184H188V186L190 187L189 189H195L194 187L195 186H198V185H195V184H197L196 182L197 181H199L198 183H200V185L202 186V187H207V188H214L215 187V184H216V182H217V180L218 181H220L221 182V179L223 180V179H225L226 177H227V175H229V174H226V173H228V171H229V169H231V170H233L232 168H235V171L236 170H238V171H240V170H244L245 172L248 170V169H245V168H247L248 167V164H249V161L248 162H243V161H246L245 159H243V157L245 158V156H246V154H247V151L249 150V148H250V146H252V148L253 147H258L257 146V144H258V142H256V140H254V139H256V137H258L256 134H258L257 132L255 133V128H258V125L256 124V125H254L255 123H257V122H260V129L262 130V128H264V115H263V117H261V115H259L258 113H259V111H262V109L261 110H259L260 108H264V103H263V101H264V98H263V101L262 102H260V103H262V104H260V103H258V101L256 102L257 104V106L255 105V106H252L251 107V105L249 104L248 105V107L247 106H245L246 108H243V109H239V108H237V109H239V112L240 113H242V114H239V112H237V114L236 115H241V116H243V114H245V113H247V112H251V111H255V109L257 108H259L257 111L258 112H256L259 116H260V119L258 120L257 119V116L255 117L256 118V120H258V121H254V119L255 118H252L253 117V115H252V113H255V112H251V116H249V114H247L248 115V117H251V120H253L252 122H250V124H249V127H248V125L246 126V123L245 122H248V121H244V124H245V126L246 127H243L241 124L243 123V122H240V121H238L237 120V118H236V120H235V118H233V117H231L233 114H235V113H233V112H235V111H233L234 109L236 110V108L235 107H237L236 105H234V104H232L233 106H235L234 107V109H232V108H229L228 110H230V109H232V110H230L229 112H232L233 114L230 116V117H228L227 118V116H228V110L226 109L227 107H229L228 106V104H230L232 101H228V100H223V99H221ZM234 100H235V98H234ZM237 98H236V100H235V102H237ZM10 101V100H9ZM41 101V100H40ZM56 101H57V99H56ZM129 101H130V103H131V97H130V99H129ZM149 101V100H148ZM154 101H156V100H154ZM153 101V103H155ZM160 101V100H159ZM191 101V100H190ZM244 101V100H243ZM246 101V100H245ZM244 101V103H250V102H245ZM253 101H255V99L253 100ZM36 102H37V100H36ZM112 102V101H111ZM169 102V101H168ZM175 102V101H174ZM176 102H177V100H176ZM180 102V103H181ZM203 102V101H202ZM206 102V101H205ZM234 102V103H235ZM38 103V102H37ZM44 103H45V99H44ZM43 103V104H44ZM162 103V102H161ZM164 103V102H163ZM165 103H166V100H165ZM172 103L173 102H171V104L170 105H172ZM183 103V102H182ZM198 104L197 105H200L199 104V102H197ZM201 103V102H200ZM204 103V102H203ZM209 103V102H208ZM207 103V104H208ZM253 103V102H252ZM41 104V103H40ZM39 104V105H40ZM49 104V103H48ZM100 104H101V101H100ZM109 104V103H108ZM126 104H127V102H126ZM128 104H129V102H128ZM132 104V103H131ZM174 104V103H173ZM184 104H185V102H184ZM206 104V105H207ZM212 104V103H211ZM240 104V103H239ZM258 104H260V105H258ZM45 105H47V104H45ZM44 105V106H45ZM87 105V104H86ZM164 105V104H163ZM194 105V104H193ZM193 105H190V108H193ZM203 105V104H202ZM210 105V104H209ZM42 106V105H41ZM104 106V105H103ZM103 106H101L100 105V107H102V108H106L105 106L103 107ZM154 106V105H153ZM159 106V105H158ZM175 106V105H174ZM192 106V107H191ZM242 106H244V104L242 105ZM39 107V106H38ZM43 107V106H42ZM82 107V106H81ZM124 107V106H123ZM126 107V106H125ZM160 108L162 107V106H159ZM203 107H204V105H203ZM208 107V106H207ZM226 107V108H225ZM239 107V106H238ZM120 108V107H119ZM132 108V107H131ZM130 108V109H131ZM163 108H165V107H163ZM183 109V107H180V109ZM198 108H199V106H198ZM200 108H201V106H200ZM200 108L199 109H193V111H195V110H199V111H201L200 110ZM55 109H56V107H55ZM81 109V108H80ZM107 109V110H108ZM122 110V112H121V114L122 113H124V112H126V111H124L123 112V108H121ZM130 109L127 111L128 113H129V111H130ZM178 109H179V107H178ZM177 109V110H178ZM179 109V110H180ZM204 109H206V108H204ZM226 109V110H225ZM247 109V110H246ZM40 110V109H39ZM95 110V109H94ZM106 110V109H105ZM126 110V109H125ZM161 110H163V109H161ZM167 110H168V108H167ZM184 110H186V111H183V110H181V111H183V112H179L180 114H185V115H187L186 113H187V109H184ZM210 110H212V108H210ZM247 112H246V111ZM34 111V110H33ZM36 111V110H35ZM100 111V110H99ZM191 111V110H190ZM189 111V112H190ZM193 111H191V112H193ZM199 111H197V112H199ZM213 111V110H212ZM39 111L37 110V113H38ZM69 112H70V110H69ZM78 112H80V111H78ZM77 112V113H78ZM84 112L85 111H83V114H84ZM89 112V111H88ZM117 112V111H116ZM118 112H119V109H118ZM159 113H163V112H160V111H158ZM165 112V111H164ZM205 112V111H204ZM208 112V111H207ZM89 113H91V112H89ZM132 113V110L130 111V114ZM264 112H262L261 114H263ZM18 114V113H17ZM67 115V117H70V116H72L73 117V115L71 114V113H68V111H66V113H64V115ZM71 114V115H70ZM95 114H97V113H95ZM94 114V115H95ZM106 114V116H104ZM118 114H120V113H118ZM129 114V115H130ZM133 114V113H132ZM179 114V115H180ZM199 114V113H198ZM198 114L196 115V113H192V116L189 118L190 120L188 121L189 123H188V125L187 126H185V127H182V128H180V129H186V130H188V129H197V127L196 128H194V127H191L190 125H192L193 123H194V121L200 116H198ZM226 114H227V116H226ZM36 115V114H35ZM52 115V117L51 118H54V120H50V116ZM70 115V116H69ZM75 115V114H74ZM82 115V114H81ZM88 115V114H87ZM86 115V116H87ZM91 115H92V113H91ZM91 115H89L88 117L89 118H86L85 117V119H90V118H92V117H90ZM128 115V116H129ZM247 115H245L244 117H246ZM254 115H256V114H254ZM54 116V117H53ZM77 116V115H76ZM80 116V114L78 115V117ZM99 116V114H97V117ZM118 116V115H117ZM120 116V115H119ZM118 116V117H119ZM121 116H123V115H121ZM202 116V115H201ZM226 116V117H225ZM66 117V116H65ZM66 117V118H67ZM80 117H84V116H80ZM97 117H96V119H97ZM181 117V116H180ZM180 117H178V118H180ZM185 117V116H184ZM35 118V117H34ZM71 118V117H70ZM75 118V117H74ZM121 118H123V117H121ZM125 118V117H124ZM183 118V117H182ZM201 118V117H200ZM206 118V120L208 119V117H205ZM233 118V119H232ZM238 118H240V117H238ZM259 118V117H258ZM65 119V118H64ZM78 119L79 118H77V121H78ZM93 119H94V116H93ZM119 119H120V117H119ZM181 119V118H180ZM202 119V118H201ZM212 119V118H211ZM36 120V119H35ZM70 120H72V119H70ZM69 120V121H70ZM86 120V121H87ZM126 120V119H125ZM186 120V119H185ZM198 120H200V119H198ZM202 120H204V119H202ZM214 120V119H213ZM222 120V121H221ZM244 120H246V119H244ZM250 120V121H251ZM68 121V122H69ZM75 121V120H74ZM80 121H81V118H80ZM115 121H117V119L115 120ZM124 121V120H123ZM123 121H122V123H123ZM236 121H238V122H236ZM57 122V123H56ZM65 122H67V121H64V123ZM79 122V121H78ZM77 122V123H78ZM83 122V125H86L85 124V121L83 120L82 121ZM88 122H92V119H91V121H89L88 120ZM120 122V121H119ZM185 122V121H184ZM202 122V123H203ZM56 123V125L58 124V126H56V127H54V124ZM61 123V122H60ZM71 123H72V121H70V125H71ZM76 123V124H77ZM179 123V122H178ZM196 123V122H195ZM199 123H201L200 121H199ZM75 124V123H74ZM75 124V126H77ZM79 125L81 124V123H78ZM117 124H118V122H117ZM121 124V123H120ZM64 125V124H63ZM69 125V126H70ZM91 125V124H90ZM210 125V126H209ZM66 126V125H65ZM68 126V127H69ZM72 126H74L73 124H72ZM74 126V127H75ZM200 125H198V127H199ZM257 126V127H256ZM71 127V126H70ZM81 127V126H80ZM109 127L111 128V129H109ZM248 127V128H247ZM71 128H73V127H71ZM70 128V129H71ZM116 128V127H115ZM119 129V128H118ZM179 129V130H180ZM75 130H76V128H75ZM108 130V131H107ZM198 130H200V129H198ZM71 131V130H70ZM240 131V132H239ZM258 131V130H257ZM114 135L117 133V130H114ZM195 132V131H194ZM199 132V131H198ZM236 132H238V134L236 133ZM112 133V132H111ZM71 134V136H69ZM194 134V133H193ZM196 134V133H195ZM234 134H237L236 136H234ZM260 134V133H259ZM107 135V136H108ZM179 135H180V133H179ZM184 135V134H183ZM32 136H36L35 137V140L33 141V140H31V137ZM226 136V137H225ZM229 136V137H228ZM231 136H234L233 137V139L231 138ZM253 137L251 140H248V138L249 137ZM109 137V136H108ZM186 137H188V138H186ZM192 137V136H191ZM226 138V139H221V138ZM259 137H261L260 135H259ZM227 138H229V139H227ZM261 138H263V137H261ZM103 139V138H102ZM186 139V140H185ZM190 139V140H189ZM207 138L205 139V140H208ZM258 140L257 141H259V139L260 138H257ZM185 140V141H184ZM228 140V141H227ZM57 141V142H56ZM100 141V140H99ZM105 140H103V142H104ZM224 141H226V143H224ZM56 142V144H54ZM96 142H98V141H96ZM183 142V143H182ZM205 142V141H204ZM219 143V142H218ZM52 144H54V148H50V146L52 145ZM85 144V143H84ZM94 144V143H93ZM192 144V145H191ZM224 144V145H223ZM55 145H56V147H55ZM260 145H262V146H264V143H260ZM85 146V145H84ZM87 146H88V144H87ZM180 146V145H179ZM86 147V146H85ZM95 147V146H94ZM230 147V149H231V151L227 154V156L225 155V153H224V155H223V149L222 148H225V149H227V150H230V149H228ZM82 148V147H81ZM82 149H84V147L82 148ZM91 149V148H90ZM96 149V148H95ZM184 149H186V148H184ZM190 149V148H189ZM221 149H222V151H221ZM80 150V149H79ZM188 150V149H187ZM186 150V151H187ZM259 150H261V149H259ZM91 151V150H90ZM180 151V150H179ZM188 151H190V150H188ZM205 151H208V152H211L210 154H207V152H205ZM220 153H222V155L224 156H222L221 158H220V156H218V158L216 159V160H214L215 159V157H217V154H219V152ZM262 151V150H261ZM181 152V151H180ZM179 152V153H180ZM27 153V152H26ZM26 153L24 154V155H26ZM32 153H30V154H32ZM182 153V152H181ZM186 153V155H187V152H185ZM185 153H184V156H185ZM26 155V157H28L29 156V160H28V158H27V160L29 161V162H27L28 164L27 165H29V164H34V163H30V162H32V161H34V157H35V155ZM75 154V153H74ZM36 155V156H37ZM181 156L183 155V154H180ZM205 155V156H204ZM220 155V154H219ZM180 156V159H182V157ZM191 158H192V156H191ZM246 158H247V156H246ZM24 159H26V158H24ZM241 159V160H240ZM250 159V158H249ZM19 160V159H18ZM78 160V159H77ZM209 161V160H212V161H215V162H212V161H209L208 162V166H209V164H213V165H211L210 167H207V168H205L206 166V164L204 163V162H206V161ZM238 160H240V161H238ZM248 160V159H247ZM251 160V159H250ZM25 161V160H24ZM180 161V160H179ZM21 162V161H20ZM26 162V161H25ZM24 162V163H25ZM183 162H184V160H183ZM210 162H212V163H210ZM236 162H241V164H242V162H243V164H242V166H240V165H238L237 166V164H235ZM44 163H47L46 161H44ZM178 163V162H177ZM180 164H181V162H179ZM187 163V162H186ZM252 163V162H251ZM36 164V163H35ZM37 164H38V162H37ZM195 164H197V166L195 165ZM203 164V165H202ZM233 164H235L236 166H234V167H231ZM239 164V163H238ZM74 165V164H73ZM175 165V164H174ZM173 165V166H174ZM24 166V168H25V170H24V172L26 171V169H27V166L24 164L23 165ZM190 166V167H191ZM203 166H205V167H203ZM243 166L245 167L244 169H242L243 168ZM247 166V167H246ZM36 167H37V165H36ZM57 167V166H56ZM181 167V166H180ZM184 167V166H183ZM231 167V168H230ZM238 167H242L241 169H239ZM15 168H16V166H15ZM29 168V167H28ZM41 168V169H40ZM58 168V167H57ZM175 168V167H174ZM178 168V167H177ZM238 168V169H237ZM32 169L34 170V168L32 167ZM36 169V168H35ZM63 169V170H62ZM61 170H59V171H61V172H65L64 170V167L62 168ZM179 169V168H178ZM256 169H258V167L256 168ZM29 170H30V168H29ZM29 170H27L26 172H28ZM172 170V169H171ZM175 171H176V169H174ZM189 170H191V168L189 169ZM237 171V172H238ZM238 172V173H240V175L242 174V173H244V172ZM12 172H14V173H12ZM34 173H37V171H33ZM55 172H56V169H55ZM232 172V171H231ZM237 172L236 173H234V174H237ZM32 173V172H31ZM51 173V172H50ZM57 173H59V172H57ZM66 173V172H65ZM65 173H64V175H65ZM173 173V172H172ZM176 173H177V171H176ZM214 173H217V175H216V177L218 178V177H222L221 179H217L216 181H213V178H212V176H213V174ZM29 174V173H28ZM52 174V173H51ZM175 174V173H174ZM231 174V173H230ZM32 175H34V174H31V176ZM102 175V174H101ZM221 175V176H220ZM26 176V175H25ZM97 176V175H96ZM96 176H94V178L96 177ZM100 176V175H99ZM229 176H231V175H229ZM228 176V177H229ZM23 177V176H22ZM43 177V176H42ZM58 177V176H57ZM65 177V176H64ZM92 177V176H91ZM98 177V176H97ZM175 177V176H174ZM232 177V176H231ZM230 177V178H231ZM16 178V179H15ZM119 178V177H118ZM168 178V177H167ZM199 178H202L201 180L199 179ZM238 178V177H237ZM237 178H235V179H233V181L234 180H236ZM55 179H57V178H55ZM88 179H90V178H88ZM215 179V178H214ZM226 179H228V178H226ZM85 180V179H84ZM196 180V181H195ZM231 180V179H230ZM237 182H239L238 180H236ZM240 183H244V181L243 180H241L240 179ZM243 181V182H242ZM232 182V181H231ZM231 182H227V183H229V184H231ZM237 182H232V183H234V185L232 184V185H230V186H228V184L226 183V185L228 186V188H229V190L230 189H232L233 187V189H238V188H242L241 190H242V194L244 195V194H246L245 192L247 191V189H249V187L247 188H243L244 187V184L242 185V187H237V185H239V184H237ZM255 182V181H254ZM77 183V182H76ZM219 183V182H218ZM221 184V183H220ZM122 185V186H123ZM164 185V184H163ZM204 185V186H203ZM217 185V184H216ZM219 185V184H218ZM125 186V185H124ZM235 186L237 187V188H235ZM250 186V185H249ZM119 187L122 189V191H121V189L119 190ZM204 187V188H205ZM231 187V188H230ZM225 188H226V186H225ZM227 188V189H228ZM196 189H199V186L198 187H196ZM195 189V190H196ZM201 189V188H200ZM215 189V188H214ZM246 189V190H245ZM202 190V189H201ZM210 190H212V189H210ZM217 190H219V189H216V191ZM245 190V192H243ZM255 190V189H254ZM127 191H129V192H127ZM150 191H151V189H150ZM159 191V190H158ZM203 191V190H202ZM201 191V192H202ZM212 191H214V192H212ZM211 191V193H213V194H215L216 192H215V190H212ZM225 191V190H224ZM232 191V190H231ZM237 191V190H236ZM240 191V190H239ZM192 192V191H191ZM191 192H189L187 195H193L194 194V192L193 193H191ZM200 192V193H201ZM191 193V194H190ZM210 192L208 193V194H211ZM218 193V192H217ZM219 193H220V191H219ZM226 193H230V191H227ZM238 193H241V192H238ZM238 193H236L237 195L236 196H238L239 194ZM126 194H130V196L128 195V196H126ZM153 194V193H152ZM155 194V193H154ZM231 194V193H230ZM235 194V193H234ZM233 193H232V195H234ZM72 195V194H71ZM162 195H163V193H162ZM195 195H196V193H195ZM200 195H202V194H200ZM217 195V194H216ZM220 195V194H219ZM208 196V198H209V200H210V198H213L214 199V197L213 196H209V195H206V197ZM226 196V195H225ZM229 196V195H228ZM146 197V196H145ZM193 197V196H192ZM217 197V196H216ZM220 197H222V196H220ZM224 197V196H223ZM65 198L63 199V200H65ZM150 198V197H149ZM161 198V197H160ZM189 198V197H188ZM193 198H195V196L193 197ZM218 198V197H217ZM151 199V198H150ZM159 199V198H158ZM192 199V198H191ZM216 199V198H215ZM137 200V199H136ZM143 200V199H142ZM152 200V199H151ZM157 200V199H156ZM185 200H187V199H185ZM208 200V201H209ZM212 200V199H211ZM219 200V199H218ZM134 201V200H133ZM153 201V200H152ZM169 201V200H168ZM193 201V200H192ZM135 202V201H134ZM186 202V201H185ZM189 202V201H188ZM58 203H61V202H58ZM129 203V202H128ZM132 202H130V204H131ZM110 204H108V206H110ZM115 204V203H114ZM120 204V203H119ZM62 205V204H61ZM60 205V206H61ZM112 205V204H111ZM56 206V205H55ZM57 206L59 207V204H57ZM167 206V205H166ZM108 208V207H107ZM44 209V208H43ZM60 209L61 208H58V209H56V210H53V213L54 212H57L58 214H59V212H60ZM62 209H64V208H62ZM112 209H113V206H112ZM51 210V209H50ZM51 210V211H52ZM27 211V210H26ZM43 212V211H42ZM45 213V212H44ZM49 213V212H48ZM57 213H54V217H56V216H58V214ZM61 216V215H60ZM19 217H17L18 219H19ZM63 217H65V216H63ZM22 218V217H21ZM49 218H51L50 216H48V219ZM47 219V218H46ZM54 219H56V221H57V219L58 218H54ZM10 220V219H9ZM41 220V219H40ZM42 220H44V219H42ZM50 220V219H49ZM48 220V221H49ZM59 220V219H58ZM60 220H62V218H60ZM23 221V220H22ZM21 221V222H22ZM8 222V221H7ZM49 222H51V221H49ZM19 223V222H18ZM43 223H47V222H43ZM58 223V222H57ZM50 224V223H49ZM52 224V223H51ZM6 229V228H5ZM26 229V228H25ZM0 232H1V229H0ZM19 237V236H18ZM19 239V238H18ZM166 241L168 242V243H164L163 244V248H167V246L169 247V245H171V243H169L170 241H169V239L168 238H166ZM24 242H25V240H24ZM166 244V245H165ZM24 246V247H23ZM187 245H186V243H185V240L183 239V243H182V247L183 248H187L186 247ZM21 247H23V248H21ZM196 247V246H195ZM23 249V252L25 251V250H31L30 248H33V250H34V252H33V256H34V258H33V256H31L30 254V256H24V257H22V258H20L19 260H18V257H20V256H18L17 255V252H18V249ZM25 253V252H24ZM29 252H27V254H28ZM38 253V252H37ZM22 254V253H21ZM35 254H36V251H35V247L33 246V244H31V245H29V244H27V242L26 243H20L18 240H17V237H16V235L14 234V232H10V233H8L6 236H4L3 234H0V264L2 263V261L4 260V258L6 259V257H9L10 258V260H11V258L14 256L18 261H19V263L18 264H28L29 262H34V260H35V263H36V257H35ZM25 255V254H24ZM59 255V254H58ZM18 256V257H17ZM32 257V258H31ZM44 262V261H43ZM34 263V264H35ZM31 264H33V263H31Z\"/></svg>", "mask_w": 264, "mask_h": 264}]
</instances>
